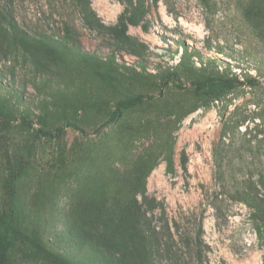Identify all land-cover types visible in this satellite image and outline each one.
I'll return each mask as SVG.
<instances>
[{
	"label": "rangeland",
	"instance_id": "1",
	"mask_svg": "<svg viewBox=\"0 0 264 264\" xmlns=\"http://www.w3.org/2000/svg\"><path fill=\"white\" fill-rule=\"evenodd\" d=\"M87 2L0 0L26 33L18 49L0 37L9 263L112 264L90 230L113 232L146 191L166 236L156 264H264V0H135L145 18L126 34V0ZM209 76L236 82L214 99L194 84Z\"/></svg>",
	"mask_w": 264,
	"mask_h": 264
},
{
	"label": "trees",
	"instance_id": "2",
	"mask_svg": "<svg viewBox=\"0 0 264 264\" xmlns=\"http://www.w3.org/2000/svg\"><path fill=\"white\" fill-rule=\"evenodd\" d=\"M86 1V0H85ZM127 6L125 10L119 15L118 22L114 26L115 29L126 34L130 25H141V22L145 18V12H143L139 6L136 5L135 0H126ZM88 5L90 4L88 0ZM8 18V16H6ZM5 16H1L0 20V37L8 41V45H12L14 48L19 47L18 38H24L26 33L22 31L16 21L13 19H6ZM236 79L226 80L223 77L209 76L205 81L194 82L198 88H208L210 95L216 99L219 93L227 88L233 86ZM251 80L250 83H254ZM150 95H139L136 97L121 99L116 103L113 114L102 122L97 128L98 132L102 127L109 125L112 122L118 120L121 116L123 108L135 107L149 99ZM64 130V126L60 125L54 128V130L38 129L39 134L47 136L49 138L57 137ZM170 171H173V167H169ZM143 202L135 199L130 204L122 205L121 209L118 207L116 211L120 214L119 217H114L116 211H114L113 217L109 220H113V226L115 229L113 232L100 233L99 227H95L90 230L91 239L98 245L106 257L111 258L112 264H156V252H160L162 249V238L159 235L157 226L153 224L150 212H153L158 207L156 198H148L146 191L143 193ZM122 216V217H121ZM125 218H132L134 232H129L125 223ZM263 224L258 226L257 232L260 238H262L264 232V218ZM103 224V229L107 230V223L102 220L94 225ZM18 231L4 218L0 216V264H10L9 252L12 245L16 241ZM170 234V233H169ZM172 243V236L168 238ZM170 244L164 247V250L171 252Z\"/></svg>",
	"mask_w": 264,
	"mask_h": 264
}]
</instances>
